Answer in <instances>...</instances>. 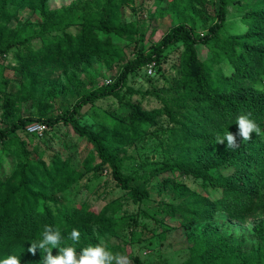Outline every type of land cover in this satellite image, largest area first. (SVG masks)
I'll list each match as a JSON object with an SVG mask.
<instances>
[{
  "label": "trees",
  "instance_id": "1",
  "mask_svg": "<svg viewBox=\"0 0 264 264\" xmlns=\"http://www.w3.org/2000/svg\"><path fill=\"white\" fill-rule=\"evenodd\" d=\"M162 1L155 0L152 16L174 14L176 23L154 42L153 31L146 36L138 22L123 21L122 7L133 0H77L58 9H50L48 0H0V259L16 255L21 264H43L42 251L27 250L45 225L59 227L60 247L73 246L77 254L104 235L117 236L126 221L114 217L117 199L99 211L65 200L82 181L104 173L134 203L149 200L146 185L153 180L159 195H170L171 203L161 201L141 216L165 230L183 231L188 255L177 264H264V93L255 91L264 83V0H214L212 14L206 0ZM231 6L242 13V33L226 31ZM22 10L37 12L40 20L25 23L18 18ZM176 51L168 76L162 65ZM93 61L115 67L116 73L110 84L87 90L77 73ZM152 61L154 74L148 76L144 69ZM9 70L13 79L6 76ZM141 71L149 87L135 89L129 82L132 77L139 83ZM67 95L74 102L64 106L60 98ZM107 99L116 103L109 126L93 130L82 124L83 108ZM144 102L155 105L147 108ZM247 113L261 133L248 141L237 137L238 148L216 144L217 135L238 132L237 117ZM32 123L47 129L69 125L90 148L80 158L83 170L73 166L70 155L53 153L46 162L40 145L30 148L42 136L27 133ZM145 138L158 142L162 159L148 158L140 173L134 172L125 148ZM223 215L261 217L248 251L215 224ZM163 218L175 226H165ZM127 220L136 224L134 217ZM73 229L78 243L70 238ZM58 251L53 248L52 254ZM130 259L144 264L137 256Z\"/></svg>",
  "mask_w": 264,
  "mask_h": 264
},
{
  "label": "rangeland",
  "instance_id": "2",
  "mask_svg": "<svg viewBox=\"0 0 264 264\" xmlns=\"http://www.w3.org/2000/svg\"><path fill=\"white\" fill-rule=\"evenodd\" d=\"M73 1L77 0H48V6L50 9H58L62 6H67ZM83 1V0H80ZM163 5L166 0H163ZM207 12L212 14L214 0H206ZM156 7L155 0H133V3L125 4L122 7L123 21L126 23L138 22L142 26L143 31H146V36L150 31H153L151 39L156 42L160 37L165 34L169 28L176 23L174 14H171L163 19H156L152 16ZM242 13L235 12L234 7L229 8L226 21V31L228 34H238L244 31V26L240 22ZM18 18L25 23L36 24L40 19L37 12L29 10H22L18 12ZM75 31V29H72ZM198 32H203L201 28H197ZM119 44L126 47L127 52H131V46H128L126 40L119 41ZM34 46H38V41H33ZM180 49L178 48V51ZM177 51L170 53L166 63L162 65V69L166 75L173 74L171 69L172 64L176 61ZM202 57V54H200ZM11 56L4 60L5 64H8L11 60ZM8 62V63H7ZM224 72L229 73V67L227 64L222 65ZM70 71H73L70 69ZM116 68H108L104 63L99 61H93L89 68H86L84 72L77 73V79L80 80L87 90L95 88L105 82L106 79L113 80L115 76ZM15 72L7 71L6 76L10 79L14 78ZM59 77L62 80L63 75L57 73L54 77ZM140 82H134L131 77L130 84L137 89L139 86L143 89L149 87L146 83L144 72L139 73ZM63 82V81H62ZM159 82V81H158ZM161 84V81L158 83ZM16 90V88L14 89ZM134 99H139L137 96ZM74 102V97L70 95L62 96L60 103L62 105H71ZM147 108L153 107L154 102L147 105L143 103ZM116 106V103L112 99L96 102L93 106L87 105L83 108L82 124L87 125L90 129L97 130L102 126L108 127L110 121V112ZM40 139H34L30 144L31 146L38 144L45 150L43 159L47 162L53 153L59 154L62 158L72 156V164L78 170H83L80 164V158L84 153L90 152V148L87 147L86 142L77 136L69 125L58 124L51 129H45ZM126 156L133 158L132 166L134 172L140 173V167L145 164L148 158L151 160H161L162 154L158 142L155 139L145 138L138 141L134 145L127 146L125 148ZM1 155V151H0ZM10 158L7 157L4 160L5 169L10 168ZM184 183L192 188H198L197 184H193L191 179H183ZM149 192V200L146 203L139 202L134 203L123 191L117 188L114 183L111 182L108 175L104 173L99 177L82 181L75 186L73 190H70L65 197V200L69 202H84L88 207L99 211L105 206L108 200L117 199L120 205V209L114 214V217H122L126 221L124 225L118 228L117 236L104 235L100 237V242L103 241L107 247L112 248V252L124 253L129 257H139L144 264H177L184 261L188 255V244L185 241L183 231L181 229H164V225L156 224L153 220H149L141 216V212L148 210L152 212L155 210L161 201L171 203L170 195H159L158 186L155 184V180L146 185ZM129 217L136 219V224L131 220H127ZM163 222L169 228L175 226L176 222L169 218H163ZM261 221L259 216H250L244 220L230 219L226 216H220L216 220L215 224L219 226L222 233L231 236L235 243H239L243 250L248 251L255 243V237L252 234V228ZM147 225V229L144 226ZM141 238V241H137ZM131 256V257H130ZM131 260V259H130ZM132 262V261H131Z\"/></svg>",
  "mask_w": 264,
  "mask_h": 264
},
{
  "label": "clouds",
  "instance_id": "3",
  "mask_svg": "<svg viewBox=\"0 0 264 264\" xmlns=\"http://www.w3.org/2000/svg\"><path fill=\"white\" fill-rule=\"evenodd\" d=\"M255 91L264 93V83H257ZM236 125L238 126V132L234 134L226 131L223 136L217 135L216 144H224L226 141L227 149L238 148L237 137H240V141H248L252 139L254 133L256 135L261 133V128L251 118V113L238 116ZM70 238L78 243V230L73 229ZM61 241V229L45 225L40 234V239L30 243L31 246L27 251L33 255L36 254L38 249L40 252L42 251L44 253L43 264H132L127 255L124 253H113L103 241L83 248L79 254H77L73 246L61 248ZM53 248L59 250L57 255L52 254ZM0 264H21V257L10 255L5 259H0Z\"/></svg>",
  "mask_w": 264,
  "mask_h": 264
},
{
  "label": "built area",
  "instance_id": "4",
  "mask_svg": "<svg viewBox=\"0 0 264 264\" xmlns=\"http://www.w3.org/2000/svg\"><path fill=\"white\" fill-rule=\"evenodd\" d=\"M155 62L152 61L149 64H147V66L145 67V73L148 76H151L154 74V69H155ZM111 83V79H106L104 84H110ZM46 129L45 125L39 124V123H32L30 125H28L26 127L27 133L29 134H34V133H42L44 130Z\"/></svg>",
  "mask_w": 264,
  "mask_h": 264
}]
</instances>
